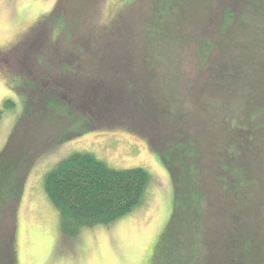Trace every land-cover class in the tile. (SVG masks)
I'll return each mask as SVG.
<instances>
[{
  "label": "rangeland",
  "instance_id": "1",
  "mask_svg": "<svg viewBox=\"0 0 264 264\" xmlns=\"http://www.w3.org/2000/svg\"><path fill=\"white\" fill-rule=\"evenodd\" d=\"M166 1L167 9L162 0H0V108L7 99L15 103L0 117V152L22 111L25 96L20 88L35 91L42 86L36 81V65H43L38 72L59 80L64 72L55 73L47 61L60 58L61 69L68 66L67 71H73L66 74L69 89L81 91L86 99L85 92L101 83V74L93 69L99 57L106 66L103 82L119 79L124 66L153 63L160 69L156 82L160 79L162 96L173 100L172 112L181 116L182 124L177 123L196 140L194 148L200 151L203 147V164L212 163L207 157L216 146V135L224 138L235 129L238 135H248V144L257 151L251 177L257 210L251 230H257L264 249V93L253 90L256 83L264 86V0L257 1L259 10L253 9L256 0ZM227 10L233 22L226 23ZM205 44L212 47L208 53L202 51ZM154 53L165 62L152 60ZM76 62H81L77 70ZM65 101L61 96L57 103ZM34 105L26 119L33 117L39 126L31 127L36 142L28 143L32 148L28 156L35 161L26 174L17 210V264H152L173 207L171 179L155 151L167 129L155 118L133 122L131 110H127L131 114L105 119L87 112V122L75 111L73 122L56 111L39 113L44 105L39 110ZM126 126H135L138 133ZM38 130H44V135L37 139ZM152 138H157L154 146ZM232 144L228 142V149L236 152ZM84 151L113 168L142 167L150 175V184L139 208L111 224L67 237L59 229L58 213L44 190V177L60 160ZM211 175L215 176L213 170ZM204 199L202 210L209 215L206 223L228 230L225 211L218 210L214 216L217 209H212L210 198ZM195 235L185 239L183 264L208 262L205 239L201 232Z\"/></svg>",
  "mask_w": 264,
  "mask_h": 264
},
{
  "label": "trees",
  "instance_id": "2",
  "mask_svg": "<svg viewBox=\"0 0 264 264\" xmlns=\"http://www.w3.org/2000/svg\"><path fill=\"white\" fill-rule=\"evenodd\" d=\"M162 1H165L163 7L167 9L169 7L167 1ZM257 1L253 9L259 10ZM57 9L59 8L54 9L53 13ZM165 9L163 13L166 12ZM226 15V23L234 21L230 10H227ZM155 44L157 50L158 45ZM202 49L204 53H208L212 47L210 44H205ZM159 56L154 53L152 60H161L164 63L165 60ZM95 61L93 69L101 74L99 76L101 83L96 84L97 86L88 93L85 92L86 99H82L81 95L84 93L81 91L69 89L70 78L66 74H73V71H67L71 69L68 66H64L65 70L61 69L63 67L60 58H56V61L55 59L47 61L53 66L55 73L64 72L57 78L59 80L54 79L51 74L38 72L37 68L43 66L40 63V66L35 67L39 76L36 75V81L42 86L35 91L20 88L25 96H22V111L0 152V264H17L15 240L11 244L10 237L16 226L25 177L35 161V158L28 156L32 151L28 143L32 145L36 142L30 131L31 127L38 128L39 124L37 126L33 117L26 119L36 107L34 102L38 110L44 105V109L39 113L44 110L46 113L51 110L56 111L62 114L61 117H70L73 122L76 120L75 111H79L87 122L85 114L87 112L97 119H105L111 115L115 117L116 114H131L127 112L131 110L129 119L133 122H147V118H155L164 129H167L168 132H163L161 139L158 137L160 147L157 146L155 151L159 154L171 179L173 207L170 219L155 248L152 264H183L181 256L184 254L185 239L189 234L196 237L195 234L200 232L205 239L207 264H264L261 238L257 230L253 232L251 230L257 210L255 209L257 201L251 193L254 184L251 177L255 167L252 160H256L253 155L257 151L252 144H248V135H238L236 129L233 135L224 138H218L216 135V146L207 157L212 163L205 165L203 163L206 155L201 151L203 147L200 151L194 148L196 140L186 131L187 128L178 124L181 117L179 112H172L173 100L169 96L168 98L162 96L160 79L156 82L160 70L158 65L155 67L153 63H150L153 66L145 63L131 68L124 66L125 70H120L123 75L119 76V79L103 82V78L106 77L103 58L99 57ZM80 63H75V70L80 68ZM120 66L122 67V64ZM87 71L89 72L88 69ZM262 71L264 76V70ZM258 84L253 85V90L258 94L264 93V86ZM70 92L77 97L73 99L67 96ZM58 95L59 98L54 97ZM61 96L66 100L64 104L57 103ZM68 103L70 105H67ZM122 104L123 106L120 107ZM14 106L12 100H5L3 107L0 108V117L4 109ZM251 109H255L254 105ZM212 122L214 125L217 124L215 118ZM22 124L25 128L20 138L18 129ZM214 125L212 129H215ZM133 127L128 130L135 129L133 132L138 133L135 126ZM220 127L219 125L218 129ZM245 132L251 134L249 131ZM37 133L36 138H42L44 130ZM72 134L77 135L75 132ZM156 140L157 138L150 140L153 146ZM238 140L241 141L240 144H237ZM228 142L236 146V152L228 149ZM212 170L215 176L211 175ZM149 184L150 175L144 168H113L88 151L70 154L60 160L44 177V190L58 213L59 229L67 237H74L85 228L111 224L139 208L146 200ZM214 188L217 189L218 194ZM204 198H210L212 209H217L213 212L214 216L217 215L218 210L225 211L224 215L227 214L225 218L229 222L228 230L217 225L210 227L206 223L209 215L202 210V202L206 200ZM214 198L217 203L214 202ZM192 252L194 254L193 250Z\"/></svg>",
  "mask_w": 264,
  "mask_h": 264
},
{
  "label": "water",
  "instance_id": "3",
  "mask_svg": "<svg viewBox=\"0 0 264 264\" xmlns=\"http://www.w3.org/2000/svg\"><path fill=\"white\" fill-rule=\"evenodd\" d=\"M15 234H16V226L14 227L11 237H10V243L13 244L14 240H15Z\"/></svg>",
  "mask_w": 264,
  "mask_h": 264
}]
</instances>
